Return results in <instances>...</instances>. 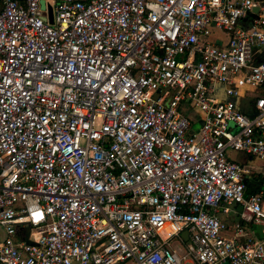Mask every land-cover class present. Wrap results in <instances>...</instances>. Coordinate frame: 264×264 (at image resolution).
Segmentation results:
<instances>
[{
	"label": "built area",
	"instance_id": "obj_1",
	"mask_svg": "<svg viewBox=\"0 0 264 264\" xmlns=\"http://www.w3.org/2000/svg\"><path fill=\"white\" fill-rule=\"evenodd\" d=\"M256 46L264 0H0V264H264Z\"/></svg>",
	"mask_w": 264,
	"mask_h": 264
},
{
	"label": "crops",
	"instance_id": "obj_2",
	"mask_svg": "<svg viewBox=\"0 0 264 264\" xmlns=\"http://www.w3.org/2000/svg\"><path fill=\"white\" fill-rule=\"evenodd\" d=\"M220 35L219 31H215L209 37L215 41ZM264 58V46H256L254 48L253 60L257 61ZM226 85L222 82H215L213 92L220 98H225ZM264 93V86L250 87L242 86L239 88L238 94L235 96V100L238 103L239 108L246 112L251 113L254 110V100L257 96ZM197 114L194 112L193 116ZM196 127V126H195ZM228 156L240 162L244 168L243 177L246 182L245 194L252 192L263 191L264 193V162L258 158L250 157L248 154L240 150H228ZM249 182L252 183L251 187H248ZM228 206V210L223 208ZM241 211V205L239 203L221 204L217 209V214L222 220L228 224H232L239 219V212ZM246 230L251 236L260 235V227L256 224L246 222ZM226 235L231 234V230L224 232Z\"/></svg>",
	"mask_w": 264,
	"mask_h": 264
},
{
	"label": "water",
	"instance_id": "obj_3",
	"mask_svg": "<svg viewBox=\"0 0 264 264\" xmlns=\"http://www.w3.org/2000/svg\"><path fill=\"white\" fill-rule=\"evenodd\" d=\"M40 5H41L42 8H44V0H40ZM253 10L256 11V10H257V7H254ZM250 15L253 16L254 13H253V12H250ZM48 17H49V21L52 22V21H53V19H52V11H51V8H50V7H49V9H48ZM243 19H246V17H244ZM29 229H30V227H29V226H26V236H27V234H28V232H29ZM182 234H183V236L186 238L187 231H186V230L183 231ZM27 241H28V242H31V240H29V239H27Z\"/></svg>",
	"mask_w": 264,
	"mask_h": 264
},
{
	"label": "rangeland",
	"instance_id": "obj_4",
	"mask_svg": "<svg viewBox=\"0 0 264 264\" xmlns=\"http://www.w3.org/2000/svg\"><path fill=\"white\" fill-rule=\"evenodd\" d=\"M187 112H188L189 114H191V115H194V111H193L191 108H189V107H188V109H187ZM198 125H199V122L196 121V122L194 123V126L198 127ZM251 186H252V183L249 182L248 187H251Z\"/></svg>",
	"mask_w": 264,
	"mask_h": 264
},
{
	"label": "trees",
	"instance_id": "obj_5",
	"mask_svg": "<svg viewBox=\"0 0 264 264\" xmlns=\"http://www.w3.org/2000/svg\"><path fill=\"white\" fill-rule=\"evenodd\" d=\"M252 112H253V111H252ZM252 112H251V113H252ZM185 113L189 114L187 111H185Z\"/></svg>",
	"mask_w": 264,
	"mask_h": 264
}]
</instances>
